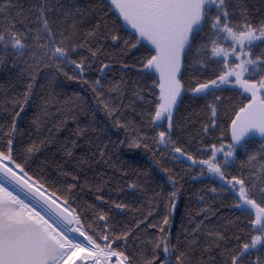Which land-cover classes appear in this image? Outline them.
I'll use <instances>...</instances> for the list:
<instances>
[{"label":"snow or ice","instance_id":"6c2138e0","mask_svg":"<svg viewBox=\"0 0 264 264\" xmlns=\"http://www.w3.org/2000/svg\"><path fill=\"white\" fill-rule=\"evenodd\" d=\"M259 3L29 0L11 15L13 0H0V64L10 59L23 86L0 100V264H264V142L256 155L247 150L246 160L235 156L249 129L264 134V0ZM114 67L118 80L109 76ZM66 82L85 86L125 139L89 137L95 110L81 126L75 112L88 110L90 100L80 93L57 112L63 111L62 125L71 119L76 127L63 139L54 135L49 102ZM38 88L48 98L22 119ZM186 96L202 102L207 122L199 133L186 132L188 119L178 118ZM137 107L138 125L124 115ZM179 133L198 143L195 151L181 146ZM79 139L87 151L78 155ZM125 143L157 149L154 162L171 191L161 185L149 195L144 174L118 187L119 199L111 189L102 194L113 177L98 173L99 183H90L86 173L98 160L128 175L112 163ZM168 153L190 179L215 185L175 237L170 216L184 188L180 173L160 164ZM235 166L238 174L230 171ZM86 188L99 204L83 199ZM220 196L232 201L235 218L213 211ZM210 216L222 223L209 226Z\"/></svg>","mask_w":264,"mask_h":264},{"label":"trees","instance_id":"16d2710c","mask_svg":"<svg viewBox=\"0 0 264 264\" xmlns=\"http://www.w3.org/2000/svg\"><path fill=\"white\" fill-rule=\"evenodd\" d=\"M81 3L87 2V0H80ZM13 3L16 5L15 7L10 9V14L15 15L19 10L20 6L27 8L29 6V0H13ZM251 3L259 8L260 3L259 0H251ZM130 54L129 62L131 60ZM19 69L13 70L11 67V60L9 59L6 63L0 64V100H2L6 95L11 96L15 93H19L23 91L22 83L16 80V72ZM95 76V73H92ZM109 76H112L113 79H119V68L114 67L112 72L109 73ZM127 77L134 78V73H127ZM132 84L129 81V90H131ZM80 93L82 96H87L90 100L89 109L85 111H80L77 108L75 115L79 120L81 126L87 124L93 117V110L95 114V132L90 131L88 133L89 137H91L95 143L106 142L107 139H111L112 141L124 140L126 133L122 130H118L115 127H112L111 120L104 115L102 111L95 105V101L91 100V93L87 91L85 86L80 85L75 82H66L65 86L57 89L56 97L50 100L49 102V111L50 116L48 118V127L52 129L53 134L63 139L68 136V130L74 129L76 124L71 121V119L67 122V127L60 123L63 118V111H60L57 114L58 109H61L63 106V102L69 100V98L74 99V94ZM227 96V93H225ZM48 98V93L46 91L37 89V95H34L30 105L28 106L29 110L22 116V119L26 117H31L33 112L36 110L37 104H44L45 99ZM235 99V96L233 97ZM227 103V102H226ZM139 107L136 108V111H133L131 108L125 110V118L128 120L135 121L138 125L140 122V117L138 116ZM178 118H187L189 121V127L186 129V132L190 133H199L201 124L207 122L206 116L202 113V102H192L186 96L184 103L181 104ZM46 131V130H45ZM181 137V146L191 149L195 151L198 147V143L192 142L189 143V137L185 133L178 134ZM212 135V134H210ZM99 137V140L96 138ZM199 138L197 137V140ZM207 143L215 142L214 140H207ZM264 142V136H258L256 134L248 136L240 143H237L236 146V158L240 160H246L245 154L246 151L249 150V153L252 155H256L258 152L260 144ZM87 151V145L85 144L84 139L78 140V150L77 154H82ZM113 151L112 146L109 145V154ZM157 152V149L152 148L151 151L145 150L143 147L141 148H129L127 143L124 145H118L117 149H115V156L112 158V163L116 165L117 168H122L126 170L127 176H120L119 173L111 167L109 164L105 163L103 160H98L96 163L92 165V168L87 171L86 175L90 180L91 184L99 183L97 179V174H104V179H107L108 176L113 177V179L107 184V186L103 190V195L107 196L109 194V190L111 189V195L113 199H119V192L116 189L123 188L126 181H131L136 178L137 174H144L143 179L148 185L149 195H151L152 191L161 192V185L163 186V191L168 192L171 191V185L167 182V178L164 173L161 171V168L157 166L154 162L153 153ZM199 155V153H198ZM59 161V158H57ZM160 156L156 155L155 160H159ZM161 166L175 169L180 173V176L183 177L182 184L184 190L180 193L179 199L177 201V207L174 213L170 216V230L175 237L176 233L181 230L182 225L187 224V214L190 211L198 209L199 205L197 201L200 196H205L206 199H209L207 195V190L211 189L215 185L206 181L205 179L197 177L196 180L190 179L188 175H185L183 170V166L176 165L172 163L171 154L168 153L164 160L160 161ZM239 165V161H238ZM71 164L67 165V168L71 169ZM196 171L191 173L192 176L196 175ZM233 174H238L240 169L238 166L230 169ZM83 181V176H82ZM127 191V189H125ZM83 199L88 202H95L99 204V202L95 201V197L93 192L89 189H85L83 193H81ZM222 201V203H221ZM216 207L213 211L219 209L218 215L222 217H231L235 218L236 213L230 210L228 207L232 201L225 196H220L216 198ZM102 207L107 209L106 205H101ZM164 212V207L161 205L159 209V213L157 215V219L160 218V214ZM209 226L213 224L222 223V221H218L216 216H210L206 221Z\"/></svg>","mask_w":264,"mask_h":264},{"label":"rangeland","instance_id":"374dc122","mask_svg":"<svg viewBox=\"0 0 264 264\" xmlns=\"http://www.w3.org/2000/svg\"><path fill=\"white\" fill-rule=\"evenodd\" d=\"M254 134H256L258 136H264V134L259 133L258 130H256V129H249L248 132L245 134V136L241 139V141L244 140L245 138H247L248 136H251ZM240 142H237V143H240Z\"/></svg>","mask_w":264,"mask_h":264}]
</instances>
